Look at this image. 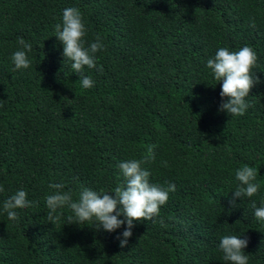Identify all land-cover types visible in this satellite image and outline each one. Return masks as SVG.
Wrapping results in <instances>:
<instances>
[{
  "label": "trees",
  "instance_id": "obj_1",
  "mask_svg": "<svg viewBox=\"0 0 264 264\" xmlns=\"http://www.w3.org/2000/svg\"><path fill=\"white\" fill-rule=\"evenodd\" d=\"M68 7L81 12L84 46L104 44L84 68L91 88L55 36ZM21 37L28 69L11 59ZM246 45L259 82L245 114L230 116L207 60ZM150 146V183L176 191L153 220L134 221L127 246L117 239L126 225L76 224L66 206L48 221L50 183L74 201L85 187L111 192L126 185L119 164ZM244 165L260 188L233 206ZM0 186V264H230L224 235L246 238L248 264H264V220L251 207L264 201V0H0ZM20 189L35 203L9 220L3 202Z\"/></svg>",
  "mask_w": 264,
  "mask_h": 264
},
{
  "label": "clouds",
  "instance_id": "obj_2",
  "mask_svg": "<svg viewBox=\"0 0 264 264\" xmlns=\"http://www.w3.org/2000/svg\"><path fill=\"white\" fill-rule=\"evenodd\" d=\"M252 27H255L253 22ZM56 37L63 45V56L70 60L74 72L80 74V82L83 88L93 87L94 81L91 76L84 73V68H96L95 53L104 48L102 38L97 36L95 41L85 47L84 37L86 35L85 23L81 12L75 7L63 10L62 23L55 25ZM19 50L12 54L15 69H28L30 60L28 53L32 50V44L24 38H18ZM257 61V53L251 46H243L239 50L230 51L227 47H220L213 58L207 60V68L211 70L216 81H222L220 96L227 98L222 102L220 111H226L230 116H243L250 106L246 97L251 88L259 82V78L253 75L252 69ZM102 71V67L97 69ZM154 146L147 149V155L143 160L130 159L119 164L126 185L117 186L111 192L101 189L99 192L90 188H83L77 200H73L70 191H64L63 183H50L49 189L53 190L45 196L48 221L55 225L61 219L57 214L58 209L65 206L73 215L68 217L76 224L86 221H95V226L103 228L107 232H113L126 225L121 236L120 247L127 246L129 238L133 235L134 221H151L159 215V210L164 205L170 192L176 191L174 183L167 187L150 183L151 173L142 167V164L154 160ZM167 167V162H162ZM257 170L254 167L244 165L235 172V178L239 182L233 191L230 204L236 206V199L244 197L251 198L259 191L260 185L256 183ZM0 186V192H3ZM35 202L27 199V192L23 189L17 190L13 195L3 202V209L9 220H16L17 209L31 207ZM255 210L257 220H264V201L257 207L256 202H251ZM123 216L124 219L119 217ZM163 226V221H160ZM122 237V238H121ZM248 245L246 238L241 239L236 235H224L219 242V249L223 253V260L230 264H248V255L244 249Z\"/></svg>",
  "mask_w": 264,
  "mask_h": 264
}]
</instances>
